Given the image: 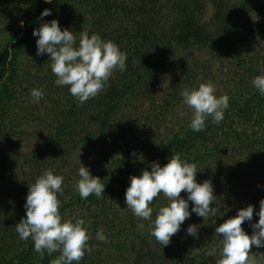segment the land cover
Masks as SVG:
<instances>
[{"label": "trees", "instance_id": "16d2710c", "mask_svg": "<svg viewBox=\"0 0 264 264\" xmlns=\"http://www.w3.org/2000/svg\"><path fill=\"white\" fill-rule=\"evenodd\" d=\"M46 9L52 14L40 19ZM263 11L264 0H0V264H50L59 255L41 256L15 230L26 216L28 185L46 169L64 177L57 194L63 220L85 221L93 250L79 264H215L222 250L215 228L249 205L253 219L242 228L251 236L264 200V96L252 83L264 74V20L249 18ZM52 20L74 33L76 46L86 31L127 54L126 70H116L83 104L69 86L55 84L50 55H37L33 31ZM208 82L217 97H229V107L220 124L208 117L194 132L180 93ZM32 89H42L52 106L41 123L33 119L34 104L23 110ZM34 128L36 149L18 152ZM126 130L124 148H111ZM177 153L196 164L197 183L212 182L217 201L210 207L219 202L220 213L204 221L193 212L163 247L150 235L159 208L169 203L163 193L150 204L151 220L136 217L125 194L130 177L151 171L153 162L163 167ZM81 163L105 185L101 197L82 199L76 191ZM190 225H199L197 237L187 234ZM98 230L107 242L96 239Z\"/></svg>", "mask_w": 264, "mask_h": 264}, {"label": "clouds", "instance_id": "9594fccd", "mask_svg": "<svg viewBox=\"0 0 264 264\" xmlns=\"http://www.w3.org/2000/svg\"><path fill=\"white\" fill-rule=\"evenodd\" d=\"M52 3V0H44ZM46 9L40 19L51 15ZM23 26V21H20ZM38 37L37 55H50V68L55 75L57 86H69L70 94L81 104L96 97L103 91L105 83L116 71L126 70L127 54L112 41L103 40L98 34L82 31L77 37L68 29H61L57 20L45 22L33 31ZM254 87L264 96V74L256 76L252 81ZM216 88L211 83H201L198 88L184 89L180 95L183 104L192 110L189 127L194 132L205 128V121L212 118L214 124H220L224 119V111L229 107V97L215 95ZM30 95L34 103L44 96L42 89H32ZM158 95V94H157ZM22 151V149H21ZM136 155L135 152L132 153ZM118 156V155H117ZM142 159V157H141ZM197 166L181 158L179 153L173 154L163 167L158 162L151 164V171L145 169L141 176L130 177V186L126 190L125 202L136 217L151 220L153 208L150 204L154 198L163 193L168 200L167 206L159 208L150 235L158 243L166 247L171 237L177 234L181 225L194 212L204 218L220 213V204L213 208L210 205L217 201L210 180L202 184L196 182ZM79 179L75 185L82 199L95 194L97 198L105 193V185L99 177H93L90 170L82 163L78 169ZM63 176L54 175L51 169H46L29 184L26 197V216L16 224L15 230L19 238L27 241L32 239L34 250L41 256L59 255L50 264H79L86 251L91 252L88 241L90 237L83 219L63 220L59 208L61 201L57 194H62ZM187 192V200L181 197ZM189 201L194 207L189 209ZM258 223L252 224L253 234L249 236L242 228L246 221H252L255 208L249 205L237 212L235 217L227 219L215 228L217 236L222 237L221 256L216 264H264V253L253 254L252 246L264 247V200L259 202ZM199 225H190L187 234L198 236ZM96 239L107 242L103 230H98ZM250 253L252 254L250 256ZM213 255V252H209Z\"/></svg>", "mask_w": 264, "mask_h": 264}, {"label": "rangeland", "instance_id": "374dc122", "mask_svg": "<svg viewBox=\"0 0 264 264\" xmlns=\"http://www.w3.org/2000/svg\"><path fill=\"white\" fill-rule=\"evenodd\" d=\"M207 16H211L210 14V11H208L207 13ZM251 22L253 23H258L260 21H263L264 20V11L262 13H257V14H254L252 17L249 18ZM32 96H24V99H25V102H28L26 107L23 109L25 111H29V109L31 108V105H35L38 110H37V113H35V116L33 117L34 120H39V123H41L43 121L44 118H46L49 114H51V111H52V106L50 105V102L47 101L46 99L48 98H43V101L40 103V104H36L34 103L33 101H31V98ZM34 109V107L32 108V110ZM47 124V121H44L42 124H40L37 128L40 129L41 127L40 126H44ZM36 125V124H34ZM37 128H34V129H31L28 131V137H26L23 141H21V147L19 150H17L18 152L20 153H30L32 151H34L36 149V146L37 144L39 143L37 141V139L34 137V133L33 131H37ZM39 132V131H38ZM125 135H123L122 133H117V135L115 136L116 140L117 139H120L118 142H115L111 148H115V149H118V152H120L123 148H124V143L126 140H128V136L130 137L131 136V133L128 132V130H126V132H124ZM48 134V131H44L41 133V136L43 137L44 135L47 136ZM122 136H126L125 138H122ZM22 149V151H21ZM86 153V152H85ZM85 153H80V157L78 159H80V161H82L83 163L87 162L88 159L85 158L87 154ZM92 160V159H91ZM90 160V161H91ZM17 174H10L11 176V179H13L15 176H17ZM214 244V241L212 242V245ZM216 264V261L214 262Z\"/></svg>", "mask_w": 264, "mask_h": 264}]
</instances>
